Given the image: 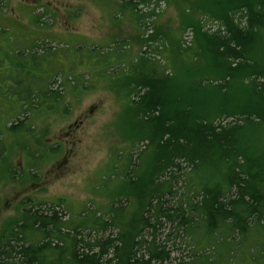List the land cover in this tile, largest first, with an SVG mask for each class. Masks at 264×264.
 Returning <instances> with one entry per match:
<instances>
[{"label": "trees", "instance_id": "16d2710c", "mask_svg": "<svg viewBox=\"0 0 264 264\" xmlns=\"http://www.w3.org/2000/svg\"><path fill=\"white\" fill-rule=\"evenodd\" d=\"M152 1L174 5L180 29L192 27L193 44L184 47L177 37L170 48V33L157 24L152 33L139 32L135 54L97 49L101 62L95 60L123 98L120 115H133L136 135L118 130L130 145L141 143L129 148L125 167L122 153L114 158L108 177L117 184L110 191L101 179L110 202L73 212L60 199L46 205L25 198L0 231V264H264V0H120L116 6L140 27L155 12L137 6ZM202 18L218 27L205 29ZM46 40L13 53L42 57L49 66L43 74L34 65L41 76L32 71L31 87L19 93L7 73L26 63H14L1 48L0 95L17 101L10 118L0 120L1 142L2 132L17 134L26 121L32 131L40 111L50 114L62 104L66 80L56 84ZM74 86L86 88L78 79ZM184 94L205 100V111L198 102L182 105ZM37 153L30 155L34 162ZM34 162L27 161L31 178Z\"/></svg>", "mask_w": 264, "mask_h": 264}, {"label": "rangeland", "instance_id": "374dc122", "mask_svg": "<svg viewBox=\"0 0 264 264\" xmlns=\"http://www.w3.org/2000/svg\"><path fill=\"white\" fill-rule=\"evenodd\" d=\"M119 2L120 0H1L0 58L3 56L2 48L12 54L10 60L14 63L25 62L24 70L27 72L23 74L24 70H10L7 73L11 81L8 85L16 93L31 87L30 82L34 81L31 68L34 65L41 64L40 73H47L49 66L42 57L23 58L13 55L32 42L38 43L43 39L51 42L50 61L54 65L56 84L60 79L66 81L63 101L55 109L56 112L48 114L43 109L42 113L45 114H41L40 111L34 117L32 131H26L25 127L30 124L26 121L17 134L2 132L0 231L5 221L18 215L20 204L25 198L43 201L46 205L60 199L67 211L73 212L85 205H107L110 194L99 188L101 179H105L106 191H110L117 184L116 177H108L114 158L122 153L123 156L118 159L119 166L125 167L128 150L140 148L141 143L130 145L123 136L124 133L132 139L136 135L130 124L133 115H120L123 98L111 88L109 84L112 78L100 69L101 64L95 60L96 58L101 62L98 50L110 46L121 47L123 52L135 54L139 47V32L152 33L157 24L163 31L170 33L169 41H165L170 48L175 46L177 37L182 46H190L194 36L192 27L180 29L181 17L173 4L166 6L160 3L156 6L152 1L147 7L138 5L137 11L140 13L150 10L155 12V15L146 20L145 26L139 27L140 23L131 15L117 10L116 4ZM32 15L37 17V22ZM202 20L207 22V19ZM217 27V21L204 24L205 29L215 30ZM113 55L111 53L108 57ZM13 66L16 69L14 64ZM119 66L122 68L123 64ZM110 68L106 70L111 72ZM40 73L33 71L36 77L41 76ZM22 76H26L27 81L12 84ZM77 79L83 81L86 88L74 86ZM14 99L15 97L5 98L0 95V120L7 119L15 112L13 106L17 101ZM204 101H193L186 94L180 99L182 105L198 102L202 112L206 109ZM63 107H66V112ZM118 128H122L123 133ZM32 144L39 147H32ZM23 145L28 149L26 152ZM33 150L38 151L35 162L31 159ZM27 161L34 162L31 170L35 175L33 178L28 176Z\"/></svg>", "mask_w": 264, "mask_h": 264}]
</instances>
